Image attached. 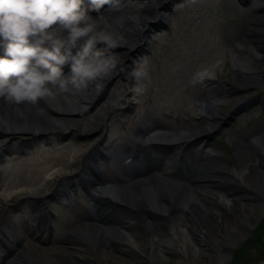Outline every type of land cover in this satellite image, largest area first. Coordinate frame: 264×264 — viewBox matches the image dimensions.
Returning a JSON list of instances; mask_svg holds the SVG:
<instances>
[{
    "label": "bare ground",
    "instance_id": "bare-ground-1",
    "mask_svg": "<svg viewBox=\"0 0 264 264\" xmlns=\"http://www.w3.org/2000/svg\"><path fill=\"white\" fill-rule=\"evenodd\" d=\"M166 1L143 0L144 3L140 12L132 18L125 19H121L119 13L110 12L107 15L108 11L101 9L112 26L123 36V42L121 46H118V50L111 52L117 58L115 68L107 78L94 82L96 85L101 83L102 86L112 78H121L127 84L132 83L131 77L127 74V69L132 61L145 54L150 48L148 35L155 25L152 16L159 17L162 11L168 8L169 3ZM225 1L231 4L230 0ZM204 2L205 0H195L191 3L192 6H187L188 11H194L200 21L203 20L204 15L199 9ZM260 13L259 19L247 30L248 37L244 46H238L242 42L241 34L240 37L238 36L239 39H234V42L238 40L237 46L233 47L235 53L238 54V56L235 55L238 61L242 53H247V58L251 60V50H253L254 56L264 57L262 47L264 38L263 10ZM91 15L95 17L97 14L92 12ZM235 32L236 29H230L229 33L234 35ZM241 70L246 73L253 72V63L242 67ZM241 70L236 68L235 75H241ZM261 79L264 77L251 80L236 78L235 83L237 85L232 88L233 94L225 102L219 99L221 95L226 96L225 90L221 92L222 87L217 90L220 93L218 96L213 95L216 90L212 94L211 89L212 95L207 96L205 101L217 98L214 102L219 103L220 106L217 108H214V104L211 106L204 104L203 106L206 114L218 119L209 129H198L194 132L184 130L180 133H174L165 130L158 122L149 123L150 126L147 128L138 127L134 135L138 140L136 141L137 157L128 169L120 171L114 182H110L106 178L104 182L100 175L94 171L92 172L93 178L91 177L88 181H78V184L85 189L95 187L102 190L105 195L112 194L118 202L130 209L131 214L140 216L147 238L146 244L143 246L144 258L147 263L166 264L164 255L169 252H177L188 253L189 263L227 264L235 245L253 230L259 216L264 213V140L258 141L257 138V143L254 146L250 145L249 140L236 144L234 150L239 160L250 159L252 154L257 156V164L249 160L250 164L247 163L242 172H238L240 168L232 171L226 170L223 166L216 164L214 159L206 158L200 167L189 164L181 168L176 183L168 181L162 157L164 151L157 145L159 142H171L172 140L189 141V145L196 142L207 144L206 137H211L215 132L220 131L224 121L222 119L243 100L242 93L246 94L250 85L262 82ZM96 85L93 86L90 83L86 89H83L84 96L81 97L82 99H75V93L74 95L71 93L61 94L55 100H41L35 105H15L0 99V134H4L3 137H0V141L7 142L12 148H17L20 146L18 140H23V144L26 146L29 140L46 139L51 134H60L65 131L69 135L73 133L85 135L94 131H103L106 127L103 118L113 109L111 104H107L101 109V115L100 113L97 115V120L95 116L94 120L96 121L90 125L81 124L78 119H75L76 115L73 113L76 109V112L81 111L83 114V110L91 105L86 104V102L92 101L94 90L98 89ZM130 95L132 92L124 95V99ZM45 102L48 103L49 107L54 108L53 114L48 111ZM128 105L127 111L130 110L131 103ZM56 112L59 114L57 115ZM152 151L155 152L154 167L158 172L155 177L147 176L142 169V162L141 164L139 162V157L143 153ZM186 152H189L188 148ZM4 154L6 152H3ZM124 154V146L117 145L109 152L106 150L104 154H85L84 161L94 162L97 158L102 157L103 160L110 159L119 164ZM210 168H214L213 175L206 174V170ZM82 169L83 164L80 171ZM59 175L61 174H56L53 179H50V181L54 180L50 188L54 185L58 186L55 179ZM63 181L62 179L61 182ZM21 182L25 183V180H21ZM47 186L48 184L42 188L33 189L31 192L27 190L18 191V194L12 197V205L17 200H26L24 198L30 196L37 197L39 192ZM53 194L51 192L48 196ZM101 201L106 202L104 207L109 206L106 198ZM0 204L3 205L2 207L6 205L1 200ZM113 213L115 214V212ZM178 219L182 220L180 221L182 230L177 232L176 238L167 236L168 227L173 228ZM81 221L71 228V232L77 235L75 237L80 236L79 239L85 242L84 246L75 247L76 245L67 239L65 242L66 249L56 247L55 251L48 253L49 249L44 246L37 247L31 244L33 257L39 262L42 259H51L52 264H131L123 256L120 258L109 255L110 250L127 252L126 249L132 250L139 247L136 240L126 231V227L119 226V222L115 218L110 223L97 224L96 215L92 210H88ZM33 234V238H36L35 235H39L38 232ZM23 235L24 227L19 225L6 239L10 249L19 252L21 255L24 254L25 250L18 249L17 240ZM51 240L53 242V238ZM38 241H42L40 237ZM0 245H3L2 249L6 247L1 242ZM75 251H82L83 254L78 255ZM91 251H96L97 255L91 256L89 254ZM181 263L185 264L183 259ZM260 264H264V262Z\"/></svg>",
    "mask_w": 264,
    "mask_h": 264
},
{
    "label": "clouds",
    "instance_id": "clouds-1",
    "mask_svg": "<svg viewBox=\"0 0 264 264\" xmlns=\"http://www.w3.org/2000/svg\"><path fill=\"white\" fill-rule=\"evenodd\" d=\"M118 4L119 0H0V99L35 105L107 78L117 63L110 50L121 46L123 36L101 9ZM131 76L136 81L147 78V64H138ZM144 90L133 88L136 94Z\"/></svg>",
    "mask_w": 264,
    "mask_h": 264
},
{
    "label": "rangeland",
    "instance_id": "rangeland-1",
    "mask_svg": "<svg viewBox=\"0 0 264 264\" xmlns=\"http://www.w3.org/2000/svg\"><path fill=\"white\" fill-rule=\"evenodd\" d=\"M217 3L219 2V0H215ZM222 3L220 4H214V3H207L206 5H203L200 7V11L201 9H203V11L206 9L207 12L209 13L210 16H207L206 20H205V24L204 26L202 25L201 29H197V18L195 15H191L190 16H185V12L184 10L180 9L179 7H176L173 9L174 11V17H173V22H174V29L175 32L173 34H171L170 37V42L166 43V49L167 53H164V49L162 48V52L164 54H161V63L159 64L158 68L161 69L162 67H164V65L162 64V61L164 58H167L170 54L174 56H176V58L172 61L167 60L166 61V74L163 73L164 75H166V83L165 81H163L164 86L162 87V91L164 92L162 95H158L157 93V89L158 87H155L156 89V93L157 96L154 97V100L152 102V105L148 107V110H146L145 108L143 109L142 107V103L144 102V97L145 95H141L140 97L136 98L138 94H136L133 91V88L138 86H134L132 85L131 88H128V91H132L134 94L131 96L132 101L135 102L136 99H138V101L140 102L139 105L137 107L134 108V111H132L131 113H139V115H137L136 117H134L133 119L130 117L126 118L127 122L129 124H131V126L136 127L137 124L139 123V121L141 120V118L143 119L147 113L152 112L150 114L155 115L156 117L160 116V110L162 109V107H166L168 103H166V99H172V105L173 107L175 106H190L191 103L193 102L194 97L197 95V93L195 92L192 95H188L184 89L186 88V86L191 82V86H193L194 80L196 79V76H199L200 73H195L193 75H195V77H192V75L190 76H186L185 78H174V74H171V72H175V69L177 67H179L181 65L180 60L182 59V56L184 53L186 52V47L187 46H192V47H196L197 52L200 50V56L203 57V50L205 49V52L210 53V54H214L217 56H221V55H227V66L226 68L221 69L222 67L220 66V68L218 67L217 73H218V78L223 80V81H228V82H232V80H234V75H235V71L234 69H236L237 67L242 68L245 67L247 65H249V61L250 59L247 58V53L245 54L246 56H242L240 58V60L242 61H238L237 58L235 57V55L232 52V49L230 50V52L226 51V48L229 47V41L231 42L232 40L234 41L235 38L238 39V36L240 34V31H238V25L243 26L244 23L246 22V18L245 21L242 22L240 19L241 17H243V15H239L238 12V6L235 5V3L238 5V2L233 1V3L230 1L231 4H228L226 1V4H223V2L225 3L224 0H220ZM259 0H250V2L248 4H244L245 6H251V3H258ZM262 2H264V0H262ZM261 2V3H262ZM260 3V2H259ZM241 6L240 8L243 7V9L245 8V6ZM207 15V14H205ZM188 21V25L187 23H185V21ZM229 26L231 28H236V32L234 35H230V33H227L226 29H229ZM188 27L190 28V30H188ZM173 30V29H172ZM151 38H153V34L150 35ZM183 36V40L181 41H173L176 44H173L171 46L172 42V37L175 39H179V37ZM178 43V45H177ZM181 43H184V45H180ZM237 43L234 42V45ZM237 45V44H236ZM161 46V45H160ZM232 46V45H231ZM152 48V47H151ZM150 48V49H151ZM153 49V48H152ZM150 50L151 52L155 53L157 52L158 48L154 47V50ZM250 54H252V52H250ZM254 58V55L251 56V59ZM201 62H202V58H201ZM136 63V62H135ZM134 63V64H135ZM147 64V69H148V74L149 76L145 79L136 81L133 79V81L135 83H140L139 86H143L144 89L146 88V86L148 84H150L152 81L156 82V85L158 86L159 83V76L157 73V68L155 66V64H150V61L146 63ZM137 65V63H136ZM179 65V66H178ZM254 65L256 68H261L264 67V63H259L257 60H254ZM170 66H172V68L170 69ZM202 68H203V64H202ZM132 70V69H131ZM131 70L128 71L129 73H131ZM150 71V72H149ZM211 74H214V72ZM208 75V74H207ZM249 76L255 77L258 74L254 73V74H248ZM213 76V75H212ZM243 76V75H242ZM173 77V78H172ZM190 80V81H189ZM121 86L117 87L116 89H112L111 93V88L108 90L107 94L104 96V99L101 100L98 105L94 108V110L87 114L86 117H80V122L82 124H87L89 122H91L93 120V115L98 112L99 109H101L103 106H105L106 104H108L109 102L113 105V100L116 102V105H118V95L122 93V88L123 87V83L120 82ZM231 85L234 86V83H230ZM259 88L261 87H255V86H251V89H257L259 90ZM251 90V92H252ZM155 91V90H154ZM125 92V91H123ZM149 93V89L148 92ZM150 94V93H149ZM74 95V94H73ZM255 96V95H253ZM161 97V98H159ZM253 97H251L250 99H252ZM201 100V99H200ZM74 101V100H73ZM249 101V100H248ZM256 111L255 106L251 107L250 106L244 110L240 116L238 117L239 120H237L236 125H241L242 122L244 121L243 119L247 120L248 116L250 115L251 117H253L254 112ZM129 116V114H128ZM145 121V119L143 120ZM264 127V117L263 119H261L259 121V124L254 125L251 129L253 132L256 133L257 136L260 135V129L259 128H263ZM244 136V134L241 135L240 139ZM95 138H91L88 145L90 146L92 144V142L95 140H97L98 138L96 136H94ZM239 139V140H240ZM108 141H111L110 138H108ZM106 142V141H105ZM105 149V148H104ZM218 149L220 150V154L222 156L221 160L218 161V164L220 165H224L226 166V168L228 169H233V168H239L244 166L245 164L242 163L240 164L237 160L235 161V158H233V155L229 153V150L223 145V143L221 142L220 145H218ZM124 158V157H123ZM256 159H254V162ZM257 164V163H256ZM42 176V175H41ZM41 176L34 182H32L31 184H21V187H18V184L16 185H11L10 187H7V183L5 182V173L4 171H2V178H0V199L4 202L7 201L9 202L8 198H6L9 194L16 192L17 189L19 190H25V189H30V188H35V184L36 182L41 180ZM20 208V207H19ZM19 208L14 209L12 213H16L18 212ZM56 213V216H54V226L59 224V222L61 221H57L59 220V214L64 217V219H68L70 221H73L75 219H78L79 217L82 216L81 211H79V209H77L76 207L74 208V210H69L67 209V207H63L60 210L58 208H55L53 210ZM116 218L118 220H120L123 217L127 216V212L125 210H117L116 213ZM260 220L263 221L264 220V213L262 215L259 216ZM258 218V219H259ZM260 220H258V224H260ZM52 223V228L54 227ZM67 223V221H66ZM65 224V222H64ZM180 222H176L173 225V228H171L169 230V235L172 238H176L177 236V232H179L180 230H182V228L180 227ZM258 224L256 225V227L251 231L252 234L256 233V228L258 226ZM262 224V223H261ZM57 229V228H56ZM66 230V229H65ZM129 233L131 234V236L136 240V242L139 244V247L136 249H126L127 252L124 251H109V255L116 256V257H120L123 256L126 260H128L131 264H149L145 261L144 258V248L143 246L146 244V237L144 235V233H142V231L138 228V226H134L132 225L130 227ZM66 231H62L60 238L53 239V242L51 240V238L53 237V232L48 235L47 237L43 238V242H42V246H44L46 249H49V252H53L56 250V247L61 248V249H66V245H65V241H64V233ZM56 233V230H55ZM247 238L246 240L242 241L232 252L231 254V261L233 259L234 261V255L237 252V250L240 248V246L244 245L248 239L250 238V236L245 237ZM264 239V237L262 238ZM70 240L75 243V239L70 238ZM32 244V243H31ZM31 244L29 243V247L31 246ZM65 245V246H64ZM75 247H78L80 245L84 246L83 244H75ZM37 247H41L38 243H36ZM33 250H27V258L25 259V261L29 264H52V260L51 259H42L40 262L39 260H37L35 257H33V254H31ZM75 253H77L78 255L83 254L82 251H75ZM89 254L91 256H96L97 253L96 251H92L91 253L89 252ZM165 256V260H166V264H182L181 261L182 259L184 260L185 264H200L197 262L194 263H189V255L188 253H177V252H169L166 253ZM248 260V258H246ZM237 260V259H236ZM6 264H21L19 263L20 260H15L14 257H11L9 260H5ZM244 263V261H240L239 264ZM108 264V263H105ZM119 264V263H118Z\"/></svg>",
    "mask_w": 264,
    "mask_h": 264
},
{
    "label": "trees",
    "instance_id": "trees-1",
    "mask_svg": "<svg viewBox=\"0 0 264 264\" xmlns=\"http://www.w3.org/2000/svg\"><path fill=\"white\" fill-rule=\"evenodd\" d=\"M251 241L249 243H251ZM251 246L252 245H250V246H244L242 249H240V251L236 252V257H235L234 260L237 259L239 261H242L243 258L245 257V254L249 251V249H250ZM262 255H263V253L259 255V258H261ZM235 264H236V261H235Z\"/></svg>",
    "mask_w": 264,
    "mask_h": 264
}]
</instances>
